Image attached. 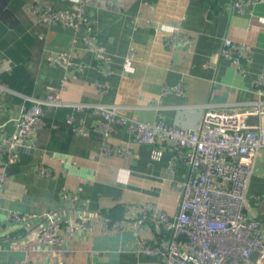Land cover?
Listing matches in <instances>:
<instances>
[{"label": "crops", "instance_id": "obj_1", "mask_svg": "<svg viewBox=\"0 0 264 264\" xmlns=\"http://www.w3.org/2000/svg\"><path fill=\"white\" fill-rule=\"evenodd\" d=\"M231 2L0 0L4 135L13 133L28 99L49 92L66 105L110 107L124 118L192 131L208 105L259 103L264 109V2L242 13L231 9ZM35 5L68 22H40ZM176 33L188 35L191 43L169 46ZM224 38L249 49V60L239 68L219 56ZM97 82L106 89L99 91ZM176 87L182 93L172 90ZM64 109L44 118L33 146L15 150L16 159L0 166L6 177L0 192V264H162L159 256L138 253L139 241L153 242L159 235L132 208L152 205L176 216L187 164L164 144L137 143L118 125L103 139L94 129L101 114ZM104 145L111 152L105 153ZM157 150L161 155L155 159ZM38 167L48 175H39ZM247 202L264 228V148L257 152ZM10 212L28 220L9 223ZM46 212L74 226L70 233L60 231L69 249L64 254L41 251L38 232ZM124 219V226L115 225ZM19 232L25 237L12 241Z\"/></svg>", "mask_w": 264, "mask_h": 264}, {"label": "built area", "instance_id": "obj_2", "mask_svg": "<svg viewBox=\"0 0 264 264\" xmlns=\"http://www.w3.org/2000/svg\"><path fill=\"white\" fill-rule=\"evenodd\" d=\"M262 2L264 0H232L230 7L242 13L246 7ZM75 10L81 15L82 5ZM32 11L40 22H68L67 16L45 11L38 5L32 6ZM191 41L188 35L176 33L167 44L177 47ZM95 51L102 52L101 49ZM219 56L239 68L243 61L249 60L250 51L242 43L224 38ZM95 86L99 91L106 89L103 83L97 82ZM3 90L0 86V94ZM172 90L182 93L180 87ZM28 100L31 104L22 107L11 135H4V125L0 124V166L4 161L6 164L16 159L17 142L32 140L44 126L43 107L72 108L78 112L88 109L93 115L101 114L102 121L96 123L94 129L103 139L118 125L133 135L137 143L164 144L187 164L188 177L181 185L182 198L176 216L170 217L152 205L132 208L135 217L139 215L138 219L151 224L159 235L153 242L139 241L138 253L159 256L162 264H264V228L247 202L257 152L264 148V109L259 103L232 107L208 105L198 130L192 131L167 127L162 122L142 123L124 118L110 107L66 105L56 92H49L43 99ZM68 121L71 122V117ZM103 150L111 152L107 145ZM154 153L155 159L161 155L159 150ZM36 172L48 175L41 167ZM5 179V174L0 172V192ZM40 218L44 221L38 232V240L44 246L41 251L48 256L68 252L60 231L70 233L74 226L69 222L61 223L49 212ZM6 219L21 225L28 217L10 212ZM126 221H116L115 225L124 226ZM104 223L107 225V220ZM24 237V232H19L12 241L18 242ZM47 264H55V261Z\"/></svg>", "mask_w": 264, "mask_h": 264}, {"label": "trees", "instance_id": "obj_3", "mask_svg": "<svg viewBox=\"0 0 264 264\" xmlns=\"http://www.w3.org/2000/svg\"><path fill=\"white\" fill-rule=\"evenodd\" d=\"M61 109V108H60ZM64 109V108H63ZM56 110H59V109H52L50 107H43V115H44V118L48 117L50 114H52V112L54 113ZM67 109L63 110V113L66 114L67 113ZM42 129V128H41Z\"/></svg>", "mask_w": 264, "mask_h": 264}, {"label": "water", "instance_id": "obj_4", "mask_svg": "<svg viewBox=\"0 0 264 264\" xmlns=\"http://www.w3.org/2000/svg\"><path fill=\"white\" fill-rule=\"evenodd\" d=\"M35 143L33 140H30V141H25V142H17V144L15 145V150H20V148L22 146H33Z\"/></svg>", "mask_w": 264, "mask_h": 264}]
</instances>
